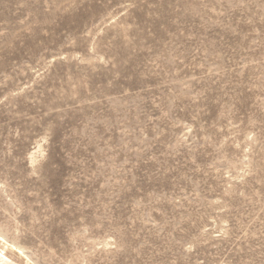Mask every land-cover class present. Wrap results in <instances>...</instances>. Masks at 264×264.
<instances>
[{
	"label": "rangeland",
	"instance_id": "rangeland-1",
	"mask_svg": "<svg viewBox=\"0 0 264 264\" xmlns=\"http://www.w3.org/2000/svg\"><path fill=\"white\" fill-rule=\"evenodd\" d=\"M0 228L39 264H264V0H0Z\"/></svg>",
	"mask_w": 264,
	"mask_h": 264
},
{
	"label": "bare ground",
	"instance_id": "bare-ground-1",
	"mask_svg": "<svg viewBox=\"0 0 264 264\" xmlns=\"http://www.w3.org/2000/svg\"><path fill=\"white\" fill-rule=\"evenodd\" d=\"M39 149V148H38ZM40 151V150H39ZM36 160V152L32 154V164ZM0 264H39L31 254L18 242L11 240L0 228Z\"/></svg>",
	"mask_w": 264,
	"mask_h": 264
}]
</instances>
